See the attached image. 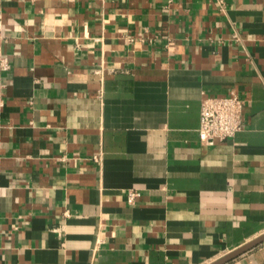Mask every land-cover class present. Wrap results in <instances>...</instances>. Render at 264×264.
<instances>
[{
  "label": "crops",
  "instance_id": "1",
  "mask_svg": "<svg viewBox=\"0 0 264 264\" xmlns=\"http://www.w3.org/2000/svg\"><path fill=\"white\" fill-rule=\"evenodd\" d=\"M217 1L0 0V264H209L264 233V0ZM232 91L242 129L201 143Z\"/></svg>",
  "mask_w": 264,
  "mask_h": 264
},
{
  "label": "built area",
  "instance_id": "2",
  "mask_svg": "<svg viewBox=\"0 0 264 264\" xmlns=\"http://www.w3.org/2000/svg\"><path fill=\"white\" fill-rule=\"evenodd\" d=\"M224 0H218L222 6ZM2 35L0 34V41ZM10 67L9 60L0 53V70ZM244 124L243 100L235 92L227 95H207L201 98L199 111L198 138L201 143L213 144L216 140L233 137ZM137 192L130 190L127 200L133 203Z\"/></svg>",
  "mask_w": 264,
  "mask_h": 264
},
{
  "label": "water",
  "instance_id": "3",
  "mask_svg": "<svg viewBox=\"0 0 264 264\" xmlns=\"http://www.w3.org/2000/svg\"><path fill=\"white\" fill-rule=\"evenodd\" d=\"M264 241V233L261 235L257 236L256 238H253L252 240H249L248 242L240 245L239 247L235 248L234 250L226 253L219 259L209 263V264H224L228 262L229 260L235 258L236 256L242 254L243 252L251 249L252 247L256 246L257 244L261 243Z\"/></svg>",
  "mask_w": 264,
  "mask_h": 264
}]
</instances>
